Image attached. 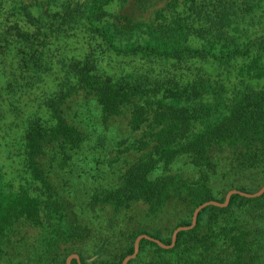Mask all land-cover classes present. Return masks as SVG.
Here are the masks:
<instances>
[{
    "label": "trees",
    "instance_id": "trees-1",
    "mask_svg": "<svg viewBox=\"0 0 264 264\" xmlns=\"http://www.w3.org/2000/svg\"><path fill=\"white\" fill-rule=\"evenodd\" d=\"M112 1L0 0V150L18 159L10 176L0 164V264H120L132 238L112 226L171 216L165 238L138 229L168 245L201 203L264 185V34L243 25L264 0H131L110 21ZM165 8L170 22L154 24ZM119 117L116 180L70 202L55 173ZM127 264H264V192L204 207L170 248L141 239Z\"/></svg>",
    "mask_w": 264,
    "mask_h": 264
},
{
    "label": "rangeland",
    "instance_id": "rangeland-1",
    "mask_svg": "<svg viewBox=\"0 0 264 264\" xmlns=\"http://www.w3.org/2000/svg\"><path fill=\"white\" fill-rule=\"evenodd\" d=\"M130 1L131 0H113L110 4L103 7L104 18L110 21L113 20L112 17L124 12L127 4ZM161 4H163V2ZM153 12L154 10L148 11L147 13L144 14V17L142 18L148 22H151L154 18ZM170 15L171 14L169 8H165L162 11V16L159 17L158 15L157 18H155L156 20L154 21V24L157 21L163 22L161 24H168L171 18ZM243 25L245 29H247V35L249 36L247 38H253L255 36L264 34V4H261L260 6L255 8L252 14L246 13L245 20L243 21ZM138 34L142 35L140 32H138ZM72 44L74 46L75 42L72 41ZM243 61H246V57H244ZM227 62L229 66L233 68L235 67V65L241 63V60L229 59L227 60ZM202 64L203 62L197 63L198 66H203ZM207 65L212 66V64L209 62L206 63L204 66ZM39 116L40 117H36V118H40L42 122H49L45 114H39ZM92 128L93 127H91L90 130H92ZM127 134H128L127 124L125 119L122 117L115 118L114 120H112V122L109 123V126L108 128H106V130L96 126L95 129H93V131L89 133V137L91 144H96L99 146L93 147L84 144L81 150L79 151V154L74 157L73 161H71L72 166H69L70 171L65 173L64 172L55 173V176H58L59 179L58 184L62 186V189L63 187L65 189V190L63 189L64 192L72 191V194L67 197L70 202L76 203L78 206L80 205V207L86 206L88 202V197L92 193H94V189L96 187L104 186L109 182L111 184L114 182V180H116V177L120 172L121 166H119L120 161H117L116 158L114 159L115 152L112 151L113 150L112 144L114 143V140L116 138L126 136ZM122 151H124V148L122 149ZM6 154L7 152H5V149L2 151L0 150V164H4L5 166L4 170L6 172V175L10 176L11 171L16 167V163L18 162V159L15 158L14 164L11 165L10 161L6 159ZM110 161H113L111 165H110ZM181 162L182 161H180V163ZM179 171L183 173L184 177L187 176L189 178H192L197 175L196 172L189 167H183ZM227 192L223 197V201L225 199ZM218 197L222 198V196H218ZM98 212H101L100 209H97V213ZM140 214L143 216L137 215L136 221L134 220L133 222H131V225L129 226L124 225L121 226L119 229H117V227H115L117 225L116 224L115 226L111 227V230L109 232L115 235V233L117 234L122 233V229L127 230L126 231L128 236L127 239L132 238L131 244L133 243L134 246V241L136 237L140 235V233L138 234V229L144 230V228H147L150 231V233L157 232L163 238H165L168 236L169 232L171 231L175 221V219H173L171 216H159L158 218L157 217L155 218V216H151L148 214L146 215L144 214V212ZM105 216L106 218H108L110 217V214L106 213ZM113 245L117 249L126 250L128 248V244L127 246H123L124 241L117 238L113 242ZM110 248L114 252V247L110 246ZM108 254H110V252ZM98 256L99 257L96 258V261L100 260L99 258L112 259L115 255H111V256L106 255V252L102 251ZM112 260H116V258Z\"/></svg>",
    "mask_w": 264,
    "mask_h": 264
},
{
    "label": "water",
    "instance_id": "water-1",
    "mask_svg": "<svg viewBox=\"0 0 264 264\" xmlns=\"http://www.w3.org/2000/svg\"><path fill=\"white\" fill-rule=\"evenodd\" d=\"M264 192V185L259 189L257 190L256 192L254 193H245V192H241V191H238V190H235V189H232V190H229L225 196V199L223 202H217V201H213V200H209V201H206V202H203L201 203L200 205H198L192 212V217H191V223L187 226H178L176 227L173 232H172V235H171V242L170 244L168 245H165L163 244L160 240L156 239V238H153L147 234H140L136 237L135 241H134V246H133V252L131 254H128L126 255L120 264H126L129 260L133 259L136 254L138 253V250H139V241L143 238L145 239H148V240H152L154 242H156L159 246L161 247H164V248H170L174 245L175 243V239H176V236H177V233L181 230H188V229H191L194 227L195 223H196V219H197V215L198 213L206 206L208 205H215V206H219V207H225L228 202H229V199L231 197L232 194H235V193H238L242 196H245V197H258L260 196L261 194H263ZM72 258H75L78 262V264H81L80 263V260H79V256L77 254H71L67 257V260H66V264H71V259ZM93 264H101V263H93Z\"/></svg>",
    "mask_w": 264,
    "mask_h": 264
}]
</instances>
